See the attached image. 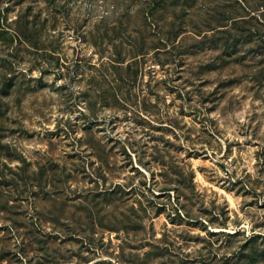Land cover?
I'll use <instances>...</instances> for the list:
<instances>
[{"label": "rangeland", "instance_id": "1", "mask_svg": "<svg viewBox=\"0 0 264 264\" xmlns=\"http://www.w3.org/2000/svg\"><path fill=\"white\" fill-rule=\"evenodd\" d=\"M0 264H264V0H0Z\"/></svg>", "mask_w": 264, "mask_h": 264}, {"label": "trees", "instance_id": "2", "mask_svg": "<svg viewBox=\"0 0 264 264\" xmlns=\"http://www.w3.org/2000/svg\"><path fill=\"white\" fill-rule=\"evenodd\" d=\"M166 190H170V188H166Z\"/></svg>", "mask_w": 264, "mask_h": 264}]
</instances>
